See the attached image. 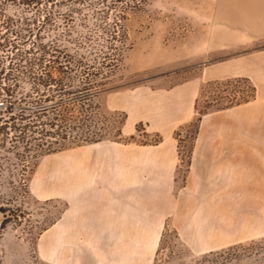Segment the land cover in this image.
Returning a JSON list of instances; mask_svg holds the SVG:
<instances>
[{
    "label": "rangeland",
    "instance_id": "1",
    "mask_svg": "<svg viewBox=\"0 0 264 264\" xmlns=\"http://www.w3.org/2000/svg\"><path fill=\"white\" fill-rule=\"evenodd\" d=\"M101 9L98 0H41L37 5L3 2L0 69L7 67L8 55H36L40 44L48 52L57 45L59 51L93 54L103 41L111 40L101 23ZM69 11L72 16L66 20ZM48 14L50 20L45 21ZM120 16L122 37L111 43L120 48L122 58L98 98L105 117L97 114L93 119L107 136L42 155L26 171L17 157L0 147V207L4 209L0 212V264H53L41 257L40 243L66 204L36 195L48 172L47 160L58 163L65 156H76L89 161L91 151L99 146L159 144V134L147 132L143 122L131 126L126 111L118 107L186 83L197 90L194 114L174 132L177 165L170 201L164 202L167 208L145 210L153 223L136 226L134 234L119 235L110 257L125 264H264V180L248 178L246 185L232 180L230 199L221 194L225 199L216 200L212 211L207 210L215 216L213 239L209 233L204 243L188 241L181 233L187 217L207 212L186 194L196 139L194 118L207 103L226 105L228 99L242 97L264 114V0H120L108 10L107 21ZM28 28L32 34L26 33ZM20 88L29 87L21 83ZM74 115L82 117L77 109ZM164 214V223L155 225V219ZM201 245L208 248H195Z\"/></svg>",
    "mask_w": 264,
    "mask_h": 264
},
{
    "label": "crops",
    "instance_id": "2",
    "mask_svg": "<svg viewBox=\"0 0 264 264\" xmlns=\"http://www.w3.org/2000/svg\"><path fill=\"white\" fill-rule=\"evenodd\" d=\"M196 94V88L186 83L118 107L126 111L131 126L143 122L147 132L161 136L155 146H99L91 151L89 161L65 156L62 162L47 163L48 172L36 195L61 199L66 207L42 238V258L53 264H125L110 257L113 244L119 235L134 234L136 226L153 223L145 210L167 208L177 165L174 132L193 116ZM262 111L246 103L202 116L186 194L203 210L212 211L216 200L225 199L221 194L230 199L232 180L245 185L248 178L264 180ZM166 218L159 216L154 224H163ZM214 223L213 212H200L181 223V233L188 241L204 243L209 233L213 239Z\"/></svg>",
    "mask_w": 264,
    "mask_h": 264
},
{
    "label": "trees",
    "instance_id": "3",
    "mask_svg": "<svg viewBox=\"0 0 264 264\" xmlns=\"http://www.w3.org/2000/svg\"><path fill=\"white\" fill-rule=\"evenodd\" d=\"M7 1L37 5L41 0H0V4ZM118 1L98 0L102 5L101 23L111 40L103 41L93 54L59 51L57 45L50 46L52 51L48 52L40 44L41 51L36 55H8L7 67L0 69V75L4 74L0 79V147L17 157L24 171L42 155L62 151L74 142H98L107 136L105 128H96L93 119L97 114L105 117L98 98L122 58L120 48L111 43L122 37V16L112 23L107 21L108 10ZM65 16L66 20L71 18L72 11ZM44 20L49 21L50 15H45ZM24 24L28 27L30 22L26 19ZM32 32L30 28L26 30L28 34ZM21 83H27L29 88L21 89ZM248 101L242 97L228 99L226 105L207 103L202 114ZM76 109L80 119L74 115ZM202 114L194 118L195 133ZM125 119L126 116L119 124L123 125ZM116 132L120 135V128ZM0 212H4L2 207Z\"/></svg>",
    "mask_w": 264,
    "mask_h": 264
},
{
    "label": "bare ground",
    "instance_id": "4",
    "mask_svg": "<svg viewBox=\"0 0 264 264\" xmlns=\"http://www.w3.org/2000/svg\"><path fill=\"white\" fill-rule=\"evenodd\" d=\"M249 7H251V6H249ZM253 8V7H252ZM245 13V12H244ZM249 13H250V11H249ZM239 14V13H238ZM241 14V13H240ZM246 14H244V16H245ZM235 16H237V14H235ZM243 16V17H244ZM247 16H249V15H247ZM239 17H240V15H239ZM238 18V17H237ZM249 19V18H248ZM241 21H243V20H241ZM244 21H247V20H244ZM248 25V24H247ZM227 26V25H226ZM235 27V26H234ZM239 29V28H238ZM250 29V28H249ZM50 162V160H47L46 161V163H49Z\"/></svg>",
    "mask_w": 264,
    "mask_h": 264
}]
</instances>
